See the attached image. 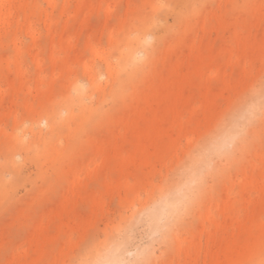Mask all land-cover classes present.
<instances>
[{
    "label": "rangeland",
    "instance_id": "374dc122",
    "mask_svg": "<svg viewBox=\"0 0 264 264\" xmlns=\"http://www.w3.org/2000/svg\"><path fill=\"white\" fill-rule=\"evenodd\" d=\"M149 15L159 25L142 29ZM137 35L148 44L136 48L150 53L145 68L120 59ZM261 83L264 0H0V264H79L112 236L128 238L122 264L139 252L150 264H218L225 246L248 237L263 255L264 118L243 126L226 151L241 145L235 157L223 152L196 170L187 194L199 183L206 192L182 212L173 240L160 237L187 196L166 207L155 233L146 222L166 183L199 167L196 146ZM159 89L173 90L163 99L176 110L169 141L118 145L115 123L138 124L144 96ZM70 116L69 132L56 128Z\"/></svg>",
    "mask_w": 264,
    "mask_h": 264
},
{
    "label": "bare ground",
    "instance_id": "6f19581e",
    "mask_svg": "<svg viewBox=\"0 0 264 264\" xmlns=\"http://www.w3.org/2000/svg\"><path fill=\"white\" fill-rule=\"evenodd\" d=\"M204 1V0H201ZM147 24H144L142 26V29L147 27V25L150 26H158V21L154 20L153 15L148 16ZM128 51L122 52L120 59L122 62H131L136 67L145 68L148 64L151 62H148L150 53L148 51L146 57H138L137 56V50L138 49H144L147 50V42L144 39L142 35H137L132 38H129L128 40ZM193 62H196V64H199L201 62L200 55H197L194 57ZM129 71L130 77L133 79L134 74L130 73L131 70L127 69ZM173 90H162L159 89L158 91L153 92L149 96H144V102L142 104V107L139 109V122L138 124L135 122L134 118L128 119L127 117H123L120 120H118L115 124V129L112 130V136L115 139L116 143L118 145H121L123 142L128 143H135L138 142L141 144V146L145 149L151 144H153L156 140L160 143H165L169 141V132L171 131L173 122L169 117L175 116L176 110L174 109V106L171 104L166 105L163 101L167 96H172ZM124 108L127 109H133L132 101H128L124 103ZM243 106L239 107L236 111L237 113L242 111ZM73 116L69 117L68 120L64 124L59 123L56 124V128H58L60 125H63L65 127V130L69 132V125L71 122H73ZM126 125V129L123 130V125ZM76 134L80 136L82 139V143L86 144L87 140L85 139V131L84 128L81 127ZM95 152L97 155L101 154L103 151V146L100 143H95L93 140H90ZM242 148L241 145H239L237 148L234 149L233 152H226L225 156L226 158L235 157ZM109 150V149H108ZM107 159L108 161H113L114 159L117 160L120 151H107ZM96 155V156H97ZM196 161V160H195ZM194 161V162H195ZM106 167L99 170V175H103ZM197 175L194 177L196 178ZM188 179V178H187ZM187 179L181 180L179 176L173 177L171 180H169L166 185L158 192L157 196L158 198H154L151 201L150 214L146 218V222L151 228L152 234L153 232L157 230V225L164 214L166 207L168 205L177 206V199L176 194L180 191L183 192V197L187 196L186 201L184 202L182 208L178 210H174L172 214V221L168 223L167 231L164 232L161 237L160 241L161 243H167L169 240H173L175 238V227L177 226V222L181 219V214L185 209H188L189 207H192L196 203L200 201L202 198V195L206 192L205 185L203 183H199L196 188L191 190L190 194H187L188 189L187 187H184V184L186 183ZM0 186L1 189L4 187L3 179L0 180ZM2 193H6L4 189L1 190ZM84 192L87 193V190H84ZM85 193V194H86ZM93 197V196H91ZM182 198H180V202L182 201ZM94 200V199H92ZM97 200L93 201V205H95ZM179 205V204H178ZM71 207L69 204V199L66 198V201H64V205L60 206L59 209L56 210V219L60 222V224H65L66 220L64 218V214L69 213L68 209ZM176 208V207H175ZM133 216V215H132ZM132 221V219H128L124 223H126V228H129V224ZM124 226V227H125ZM154 232V233H155ZM248 242L245 244H242L240 241L233 242L229 246H225V249H223V253L221 254L220 258L218 259V264H244V262L247 259H252V264H264V254L263 250H259L256 245H254L251 237H248ZM262 239H264V234L262 236ZM128 238H119L117 236H112L109 238V241L106 243H97L91 251L87 252L83 258L79 260V264H85V262L89 259H95L96 254H104L108 259H112L117 261V264H122V258L123 256L128 252ZM138 253V252H137ZM140 254H137L132 260V262H145V264L151 263V256H145L142 254V252H139ZM185 256L192 259L193 256L191 255V251H183ZM142 254V256H141ZM133 256V255H131Z\"/></svg>",
    "mask_w": 264,
    "mask_h": 264
},
{
    "label": "clouds",
    "instance_id": "9594fccd",
    "mask_svg": "<svg viewBox=\"0 0 264 264\" xmlns=\"http://www.w3.org/2000/svg\"><path fill=\"white\" fill-rule=\"evenodd\" d=\"M253 99L247 101L242 111L226 116L203 144L196 146L193 153L199 167H194L191 164L181 169V174L187 175L188 179L184 187H188L194 182V177L197 175V169L205 163L207 159L220 153L226 152L231 148L232 144L243 131V126L254 120L264 118V83L259 84L250 93ZM183 197V192L176 194L177 205L180 203V198ZM85 264H117V261L108 259L106 255L97 253L96 258H89Z\"/></svg>",
    "mask_w": 264,
    "mask_h": 264
},
{
    "label": "snow or ice",
    "instance_id": "6c2138e0",
    "mask_svg": "<svg viewBox=\"0 0 264 264\" xmlns=\"http://www.w3.org/2000/svg\"><path fill=\"white\" fill-rule=\"evenodd\" d=\"M76 87L87 90L90 85L87 80H81ZM73 91H75V89H73ZM129 264H145V262H129Z\"/></svg>",
    "mask_w": 264,
    "mask_h": 264
}]
</instances>
